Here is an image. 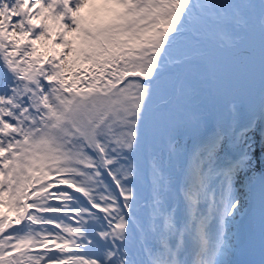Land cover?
Masks as SVG:
<instances>
[{"label": "snow or ice", "instance_id": "snow-or-ice-1", "mask_svg": "<svg viewBox=\"0 0 264 264\" xmlns=\"http://www.w3.org/2000/svg\"><path fill=\"white\" fill-rule=\"evenodd\" d=\"M0 264H264V0H0Z\"/></svg>", "mask_w": 264, "mask_h": 264}]
</instances>
